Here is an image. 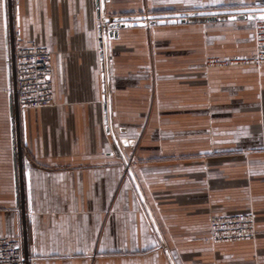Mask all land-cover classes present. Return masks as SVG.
Instances as JSON below:
<instances>
[{
	"label": "crops",
	"instance_id": "1",
	"mask_svg": "<svg viewBox=\"0 0 264 264\" xmlns=\"http://www.w3.org/2000/svg\"><path fill=\"white\" fill-rule=\"evenodd\" d=\"M95 1L12 0L19 37L53 52L52 104L16 115L0 0V236L22 230L23 188L32 264H264V65H206L252 56L255 19L132 25L108 39L110 117L126 163L105 123ZM253 2L105 7L129 15ZM234 213L254 215V239L200 240L211 215Z\"/></svg>",
	"mask_w": 264,
	"mask_h": 264
},
{
	"label": "built area",
	"instance_id": "2",
	"mask_svg": "<svg viewBox=\"0 0 264 264\" xmlns=\"http://www.w3.org/2000/svg\"><path fill=\"white\" fill-rule=\"evenodd\" d=\"M8 1L9 59L12 95L16 115L22 108L46 107L53 102L52 50L35 41L24 43L14 25L12 0ZM96 9L98 7L95 1ZM252 6L264 7V0H254ZM107 28V26H104ZM256 50L250 57H209L208 67L234 65H264V17L255 19ZM105 72V69L103 68ZM22 230L18 236H0V264H32L27 237V219L31 212L26 209L24 189L21 192ZM210 233L200 240L213 242L251 240L256 237L255 218L252 213L214 214L209 220Z\"/></svg>",
	"mask_w": 264,
	"mask_h": 264
},
{
	"label": "water",
	"instance_id": "3",
	"mask_svg": "<svg viewBox=\"0 0 264 264\" xmlns=\"http://www.w3.org/2000/svg\"><path fill=\"white\" fill-rule=\"evenodd\" d=\"M106 1L108 0H96L98 5L97 15L101 19L99 25L100 34V56L103 61V68L105 72L102 75L103 79V99H104V111H105V123L108 133L112 134L115 140V146L119 150V154L123 156V159L128 163L125 152L120 144L118 137L113 129L110 107H109V55H108V39L118 37V29L120 27L129 26H144V25H156L164 23H184V22H196V21H223L227 19H241V18H260L264 17V7H229L221 9H205V10H193V11H178V12H165V13H138L129 15H108L106 12ZM4 5V20H5V36L7 46L9 45V32H8V1L3 0ZM107 26L108 30L104 28ZM8 73L11 83V71H10V59L8 57ZM11 103L13 110L12 95ZM126 143V142H125ZM15 161L17 164V152L15 148ZM25 170L28 185V198L30 200V187H29V171L30 162L25 160ZM131 171V169H130ZM132 172V171H131ZM133 173V172H132ZM18 175L16 174V180ZM18 193V184H17Z\"/></svg>",
	"mask_w": 264,
	"mask_h": 264
},
{
	"label": "rangeland",
	"instance_id": "4",
	"mask_svg": "<svg viewBox=\"0 0 264 264\" xmlns=\"http://www.w3.org/2000/svg\"><path fill=\"white\" fill-rule=\"evenodd\" d=\"M254 27H255V25H254Z\"/></svg>",
	"mask_w": 264,
	"mask_h": 264
}]
</instances>
